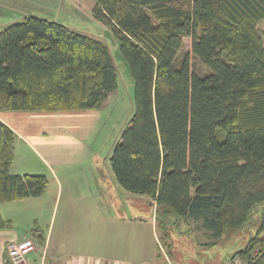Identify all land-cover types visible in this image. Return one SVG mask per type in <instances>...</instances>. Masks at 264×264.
Instances as JSON below:
<instances>
[{
	"label": "trees",
	"instance_id": "obj_1",
	"mask_svg": "<svg viewBox=\"0 0 264 264\" xmlns=\"http://www.w3.org/2000/svg\"><path fill=\"white\" fill-rule=\"evenodd\" d=\"M91 16L113 32L133 80L110 167L121 188L154 200L165 252L189 220L214 237L206 245L254 225L228 257L264 264V0H94ZM116 87L101 37L37 15L0 29V111L95 110ZM15 138L0 120V204L41 196L48 183L10 172ZM12 224L0 213V230ZM8 244L1 264H13Z\"/></svg>",
	"mask_w": 264,
	"mask_h": 264
},
{
	"label": "crops",
	"instance_id": "obj_2",
	"mask_svg": "<svg viewBox=\"0 0 264 264\" xmlns=\"http://www.w3.org/2000/svg\"><path fill=\"white\" fill-rule=\"evenodd\" d=\"M71 3L91 13L94 0ZM96 111H0V120L16 134L10 172L43 174L48 180L43 195L0 204L1 216L13 222L11 228L0 230V264L8 258L6 244L34 237L31 228L26 229L31 223L32 227L37 225L41 229L44 242L32 251L36 256L28 257L29 264H161L157 250L159 238L155 233L150 243L144 230L148 203L154 204V200L125 191L112 171L110 176L96 180H74L66 175L61 177L58 172L59 167L69 168L87 156L89 148L79 137L85 132L81 127L95 125L99 118ZM53 121L71 123L73 132H65L70 134L65 142H53L47 137V126L57 125ZM92 131L93 128L89 132ZM34 166L43 168V172L35 173L38 170ZM49 188L51 197L46 205ZM15 203L30 213L32 222L26 227H19V216L14 212H7V216L2 213V208L9 210ZM59 206L63 220L55 226ZM150 221L156 227L154 217Z\"/></svg>",
	"mask_w": 264,
	"mask_h": 264
},
{
	"label": "rangeland",
	"instance_id": "obj_3",
	"mask_svg": "<svg viewBox=\"0 0 264 264\" xmlns=\"http://www.w3.org/2000/svg\"><path fill=\"white\" fill-rule=\"evenodd\" d=\"M82 1V0H81ZM72 0H0V29L9 22L19 20L25 15H37L45 17L49 20H56L68 25L80 32H85L93 36L101 37L109 46L113 65L116 70L117 87L109 95L105 103L97 109L99 118L96 120L94 126L81 127L85 131L79 137L88 148V154L85 158L77 160L74 164H70L69 168L59 167L58 172L61 177L69 176L71 179L96 180L110 176V153L114 142L119 138L123 128L128 124V120L132 114L133 104V80L129 73L128 67L124 62L121 52L119 50L118 40L113 35L111 29L96 21L90 11H81L77 5L71 3ZM260 27L264 28V23H259ZM191 39L190 37H183L182 52H190ZM191 67L194 71L203 72L204 68L196 59L191 58ZM62 113V112H56ZM54 122V121H53ZM57 124L54 128L47 126V137L53 142L59 140L65 142L66 137L70 134L65 132H73L71 123ZM59 124V125H58ZM93 128V131H89ZM78 138V137H77ZM38 170L35 173L43 172L41 167L34 166ZM48 174V173H47ZM50 178L49 175H47ZM46 202H50V188L47 190ZM10 205V204H8ZM12 205V204H11ZM10 209L2 208L3 215L7 216V212H14L19 216V227H26L32 222L30 213L24 212L23 206L19 203L13 204ZM151 206L148 204L147 209V224L144 229L148 233V241L153 243L154 234L162 242L160 231L150 221ZM62 206L58 207L57 220L62 222L63 218L60 216ZM142 211L146 210L142 208ZM30 212H33L30 211ZM27 216V217H24ZM63 216V215H62ZM44 221V218H41ZM200 221L189 220L188 223H183L178 229H175L170 234V241L173 246V254H168L172 264H219L226 256L228 257L234 251L242 248L250 234L255 230L254 225H247L244 229L234 230L225 236L216 240L214 244L206 245L214 241V237L205 233L200 228ZM32 228V223L26 229ZM143 236H146L142 231ZM155 244V243H154ZM35 257L34 252L28 253L27 257ZM226 257V258H227ZM225 258V259H226Z\"/></svg>",
	"mask_w": 264,
	"mask_h": 264
},
{
	"label": "built area",
	"instance_id": "obj_4",
	"mask_svg": "<svg viewBox=\"0 0 264 264\" xmlns=\"http://www.w3.org/2000/svg\"><path fill=\"white\" fill-rule=\"evenodd\" d=\"M157 245L159 247V251L162 255L161 264H172L169 259L167 253L165 252V248L161 241L158 240ZM8 253L11 258L13 264H29L27 254L31 251H35L38 248V244L36 240L31 238H25L18 242H12L7 245ZM222 264H247L240 256L234 255L226 258Z\"/></svg>",
	"mask_w": 264,
	"mask_h": 264
}]
</instances>
